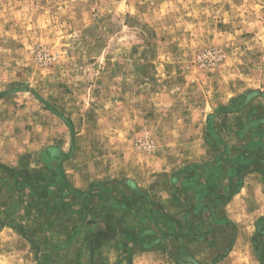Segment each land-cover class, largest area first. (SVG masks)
Instances as JSON below:
<instances>
[{
    "label": "rangeland",
    "instance_id": "rangeland-1",
    "mask_svg": "<svg viewBox=\"0 0 264 264\" xmlns=\"http://www.w3.org/2000/svg\"><path fill=\"white\" fill-rule=\"evenodd\" d=\"M0 164V264H264V0H0Z\"/></svg>",
    "mask_w": 264,
    "mask_h": 264
},
{
    "label": "crops",
    "instance_id": "crops-1",
    "mask_svg": "<svg viewBox=\"0 0 264 264\" xmlns=\"http://www.w3.org/2000/svg\"><path fill=\"white\" fill-rule=\"evenodd\" d=\"M210 118V116L209 115H207V118L206 119H209ZM189 130H191V129H189ZM209 136H210V133H208V130L207 131H202V136H201V140H199L198 139V141H202V143H203V145H204V147H202V149L203 150H205V151H203V153H202V150H201V147L200 148H198V149H196L195 148V141H193L192 139H187L186 141H185V145H184V147H182V148H180V154L182 155V156H184V158L186 159V161H184L183 162V164L181 165V166H179V167H181V169L180 170H183V168L184 167H187V166H190V165H197L199 168L197 169V172L196 173H194V174H184V180H183V182H188L189 183V186H193L194 184H196L197 186H202L204 183H205V180H203L204 179V171L206 172V177H208V182L210 181V180H212L214 177L212 176V174L214 173V172H216L215 170H214V168L216 167V166H218V169L219 170H221L223 167V165H221V164H218L219 162H217V164H214V165H211L212 163H214V162H212L214 159H216V157H214V158H211V159H209V158H207L206 157V151H207V154H208V150H207V148L205 147V144H206V142L209 140L208 138H209ZM204 138V139H203ZM75 145L76 143H75V138H74V140L72 139V145ZM73 145V146H74ZM51 147H57V148H61L62 150H64V152H66L67 153V151L60 145V144H52V145H49V146H46L45 147V149L44 150H42L41 152H40V159H41V162H42V164L46 167V168H48V169H52V170H57V171H59L61 168H62V170L64 169L65 170V165H66V163H68L69 162V160H66V159H63V160H61V161H57V160H54V159H49L48 157H46L45 155H44V152L48 149V148H51ZM72 147V146H71ZM76 147V146H75ZM206 148V149H205ZM74 150H75V152H76V149L74 148ZM59 151V150H58ZM56 153H58L57 151H56ZM63 153V152H62ZM65 153V154H66ZM226 153L227 152H225V151H223V155H226ZM73 155L75 156V153H73ZM73 155H72V158H73ZM58 159H60V158H58ZM157 159V158H156ZM155 159V160H156ZM71 160V159H70ZM212 160V161H211ZM160 161V160H159ZM158 163H161V162H158ZM60 164V165H59ZM165 162H163V160H162V165H164L163 166V168H158V165H157V168L158 169H156V170H152L151 171V173L153 174H156V173H160V171H164V173H168L167 175H168V177H169V179H168V181H167V183H166V185L167 186H169V185H171V186H178V187H180V189L181 190H183L187 195H190L192 192H193V190H190V189H187L183 184H181V183H178V182H176V181H174L171 177H173L172 175H171V171H170V167L169 166H167V167H165ZM232 165L234 166L235 165V162H232ZM160 167H162V166H160ZM221 167V168H220ZM176 167H174V169H175ZM177 170V169H176ZM231 171H234V170H231ZM65 173H67V172H65ZM153 174V175H154ZM211 176V177H210ZM126 177V179H124V181H128L129 180V182H130V184H132L133 185V181L135 182L134 183V185H137L138 187H141L142 188V184L140 183V181H136L135 180V177H130V175L128 176H125ZM167 177V178H168ZM210 177V178H209ZM134 179V180H133ZM183 179V178H182ZM121 180H122V178H121ZM133 180V181H132ZM174 181V182H173ZM244 182H245V180H244ZM151 186L153 185L152 183L150 184ZM149 185V186H150ZM77 187V186H76ZM186 188V190L185 189H183V188ZM143 190H145L146 191V187H144V189ZM244 191H245V188H243V186L241 187V189H240V191L238 192V193H235L234 194V196L232 197V199L230 200V203H232L233 201H237V202H240V201H244V200H247V202H254V205L252 206V207H250V210H254L256 213H257V220H260V219H262L263 217H264V207L263 208H261L260 206H259V204H257L256 203V201L253 199V194H249V197L248 198H245L244 199V197H245V194L246 193H244ZM244 193V194H243ZM160 194V193H159ZM243 194V195H242ZM256 196V195H255ZM239 198H241V199H239ZM257 199H258V196H257ZM158 201L159 202H161V203H164V202H167L166 200H165V198H162V197H160L159 199H158ZM258 201H262V204L264 203V198H263V196H262V199H258ZM167 203H169V202H167Z\"/></svg>",
    "mask_w": 264,
    "mask_h": 264
},
{
    "label": "trees",
    "instance_id": "trees-1",
    "mask_svg": "<svg viewBox=\"0 0 264 264\" xmlns=\"http://www.w3.org/2000/svg\"><path fill=\"white\" fill-rule=\"evenodd\" d=\"M252 94V93H251ZM253 94H255L254 92H253ZM249 95V94H248ZM248 95H246V96H248ZM243 96H245V95H243ZM243 96H240V98H238V99H241ZM66 121V123H67V125H69L70 126V128L72 129V127H71V124H70V122L68 121V120H65ZM56 151L58 152V150H57V148H55V147H53V148H48L45 152H44V155L46 156V157H48L49 159H54V160H59V161H61V160H63V159H65V158H68V156L69 155H65V154H61V159H58L57 158V154H56ZM61 153V152H60ZM258 162V161H257ZM251 167V166H250ZM199 167L197 166V165H190V166H188V167H185L182 171H181V173H186V174H194V173H196L197 171V169H198ZM215 171H216V173H214V176H215V174H216V178L217 177H219V175H220V173H219V170H218V166H216L215 168ZM7 171V172H9L10 174H12L13 175V177L15 178V179H17V176H16V174H15V172H14V170L13 169H11V168H9V167H7V166H4V165H1L0 164V171ZM189 170H191V172H189ZM54 175H55V172H54ZM213 176V177H214ZM55 178L57 179V181H59L60 183H62V180L57 176V175H55ZM64 182V184L66 185L65 187L67 188V193L65 194V195H69L70 193L71 194H80L81 196H89L90 194H88V193H85V192H82V191H80V190H76L75 188H72L69 184H68V182L67 181H63ZM130 183V182H129ZM200 187V188H199ZM239 187H241V185H239L238 186V188ZM194 188L195 189H197V190H199L198 192H196V196H200V201H198V204L199 203H203V202H205V194H204V190H203V188H204V185H202V186H195L194 185ZM139 198H142V199H146L147 200V198H145V197H143V196H140ZM200 205V204H199ZM129 209H131V207L129 208ZM161 211L163 212V209H161ZM158 217H160V214L159 213H157V212H155V211H153L152 212V219H156V218H158ZM167 217H169V218H173V216H167ZM185 220V219H184ZM157 221V220H156ZM185 222V221H184ZM170 227H173V226H170ZM174 231V230H173ZM175 232V231H174ZM169 235V233L167 234V236ZM93 241L91 240V236L89 237V240H88V245H87V248H86V259H87V261L89 262V264H91V259L93 258V255H94V249H93Z\"/></svg>",
    "mask_w": 264,
    "mask_h": 264
}]
</instances>
